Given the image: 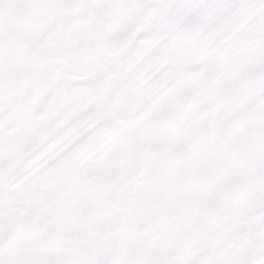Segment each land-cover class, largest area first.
I'll return each mask as SVG.
<instances>
[{
  "label": "snow or ice",
  "instance_id": "obj_1",
  "mask_svg": "<svg viewBox=\"0 0 264 264\" xmlns=\"http://www.w3.org/2000/svg\"><path fill=\"white\" fill-rule=\"evenodd\" d=\"M0 264H264V0H0Z\"/></svg>",
  "mask_w": 264,
  "mask_h": 264
}]
</instances>
